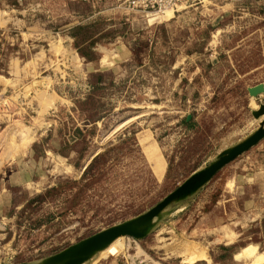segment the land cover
<instances>
[{"label": "rangeland", "instance_id": "374dc122", "mask_svg": "<svg viewBox=\"0 0 264 264\" xmlns=\"http://www.w3.org/2000/svg\"><path fill=\"white\" fill-rule=\"evenodd\" d=\"M259 83L264 0H0V264L149 210L257 129ZM251 246L264 139L89 264H258Z\"/></svg>", "mask_w": 264, "mask_h": 264}, {"label": "water", "instance_id": "95a60500", "mask_svg": "<svg viewBox=\"0 0 264 264\" xmlns=\"http://www.w3.org/2000/svg\"><path fill=\"white\" fill-rule=\"evenodd\" d=\"M263 93V83L247 88V94L253 98ZM251 116L255 120L263 118L264 103L259 104L257 110L251 111ZM263 139L264 118L259 122V126L255 131L234 146L221 151L208 165L191 174L183 183L149 210L81 239L51 256L36 262L22 264H89L94 256L119 238L144 239L178 205L191 199L224 166L256 146Z\"/></svg>", "mask_w": 264, "mask_h": 264}, {"label": "bare ground", "instance_id": "6f19581e", "mask_svg": "<svg viewBox=\"0 0 264 264\" xmlns=\"http://www.w3.org/2000/svg\"><path fill=\"white\" fill-rule=\"evenodd\" d=\"M248 96H249V95H248ZM249 97H250V96H249ZM251 98H252V97H251ZM250 114H251V112H250ZM252 118H253V117H252ZM253 119H254V118H253ZM255 129H256V128H255ZM222 151H223V150H222ZM218 154H219V153H218ZM214 158H215V157H214ZM196 171H197V170H196ZM193 173H194V172H193ZM193 173H192V174H193ZM187 178H188V177H187ZM187 178H186V179H187ZM186 179H185V180H186ZM185 180H184V181H185ZM184 181H183V182H184ZM183 182H182V183H183ZM120 239H122V238H119V239L115 240V241H114L113 243H111L108 247H110L112 244H114L116 241H118V240H120ZM130 239H131V238H130ZM108 247H107V248H108ZM107 248H105L104 250H106ZM104 250H103V251H104ZM101 252H102V251H101ZM244 252H245V253H244ZM99 253H100V252H99ZM99 253H98V254H99ZM246 253H248V254H246ZM242 254H244V255L246 254L247 256H249L248 258L251 259V260L253 261V263H258V264H259L260 261L262 262V260H264V253H260V254H258V253L255 251V248L252 247V246H251L250 248L247 247V249L241 250V252H239L238 254L235 255V258H236V259H239L240 256H242ZM94 257H95V256H94ZM94 257H93V258H94ZM242 258H246V259H248L247 257H242ZM249 259H248L247 261H249ZM239 260H240V259H239ZM90 262H91V261H90ZM90 262H89V263H90ZM263 262H264V261H263ZM251 264H252V262H251ZM260 264H262V263H260Z\"/></svg>", "mask_w": 264, "mask_h": 264}]
</instances>
